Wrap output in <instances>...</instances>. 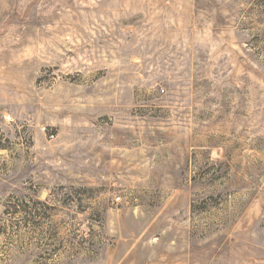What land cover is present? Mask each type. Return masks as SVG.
<instances>
[{
	"label": "rangeland",
	"instance_id": "374dc122",
	"mask_svg": "<svg viewBox=\"0 0 264 264\" xmlns=\"http://www.w3.org/2000/svg\"><path fill=\"white\" fill-rule=\"evenodd\" d=\"M0 264H264V0H0Z\"/></svg>",
	"mask_w": 264,
	"mask_h": 264
},
{
	"label": "built area",
	"instance_id": "2783aa9c",
	"mask_svg": "<svg viewBox=\"0 0 264 264\" xmlns=\"http://www.w3.org/2000/svg\"><path fill=\"white\" fill-rule=\"evenodd\" d=\"M116 200H117V201H120V200H121V197H120V196H117V197H116Z\"/></svg>",
	"mask_w": 264,
	"mask_h": 264
}]
</instances>
